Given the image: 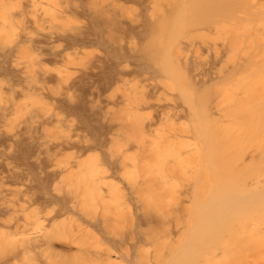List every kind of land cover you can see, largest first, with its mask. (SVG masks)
<instances>
[{
    "label": "bare ground",
    "instance_id": "obj_1",
    "mask_svg": "<svg viewBox=\"0 0 264 264\" xmlns=\"http://www.w3.org/2000/svg\"><path fill=\"white\" fill-rule=\"evenodd\" d=\"M263 83L264 0H0V264L56 261L62 238L86 254L94 231L131 252L163 190L250 175L248 204L211 203H245L225 253L264 264V152L246 149Z\"/></svg>",
    "mask_w": 264,
    "mask_h": 264
},
{
    "label": "rangeland",
    "instance_id": "obj_2",
    "mask_svg": "<svg viewBox=\"0 0 264 264\" xmlns=\"http://www.w3.org/2000/svg\"><path fill=\"white\" fill-rule=\"evenodd\" d=\"M253 44H254V46H253ZM253 44H252V46L256 47L255 43H253ZM257 44H259V42H257ZM259 45L257 46V49H259L261 47V44H259ZM251 50H252V48H251ZM253 50H254V48H253ZM255 77H253V78H255ZM259 77H261V78H259ZM251 78L252 77H250L249 79H251ZM253 78L250 80V82H249V80H247V82H249L250 85L252 84L254 86L255 83H256V85H262V82H260V81H259V83H257L258 80H261L263 78L262 76L256 77L257 80H256V78H255V80L257 82H255V83H252V82H254ZM253 86H249L250 87L249 90ZM253 88H255V87H253ZM257 89H259V88H257ZM257 89H255V90L253 89V91L256 92ZM263 89H264V87H262V89H260L261 95H264ZM250 92H252V91H248V93H249L248 98H249V96H251L253 94V93L250 94ZM257 93H255V97H253V99L251 97L249 98V99H252L254 103L255 102L256 103L258 102V103L256 105L254 104L255 107L250 108L251 111L249 109L248 113H251L253 111L256 112V109H257V112L259 111L261 113L260 115L262 117L264 115V110L262 108H260V106L264 102L261 99H264V98H262L263 96H261V99L259 97H256ZM258 108H260V110H258ZM259 112L255 115L256 116L259 115ZM247 115H249V114H247ZM251 116H252V114H251ZM256 116L253 117V119H255ZM250 119H251V117H250ZM250 119H247L249 121V122H247V123H249V124H247V126L249 125L248 128L250 131L248 130L246 132H251V134L250 135L248 134L249 135L248 138L246 137V142H247L246 143L247 144L246 149H249V151L251 150V152H253V153H262L261 150H263V152H264V133H263L264 129H262V128H264V126L262 124H260L262 122H258L262 119H260V116H259V118L257 116V119H256L257 123L255 121L252 123L253 125L255 124L254 127H253V125H252V127L250 126V124H251ZM261 126H263V127H261ZM260 129H262V130H260ZM252 131H253V133H252ZM249 137H251L252 139ZM249 151H247V152H249ZM122 173L123 172L121 171L120 176L123 175ZM258 178H260L259 175H256V176L250 175V178L248 176L247 178H245L246 180L241 182L244 185L240 183V185L239 184H238V186L236 185L237 187H234V188H233V186H232V188L230 187L231 189L226 188V186H225L223 188V190H221L222 188L219 190L220 187L217 188L214 185H212V186H209V188H208L204 185L202 188L196 187V188L184 189V190H173V189L163 190L165 193L161 196L153 197L149 203V206H148L149 211H151V213H152V211H153V213L154 212L156 213L157 220H155V221L150 220L147 224H145V228L149 234H148L146 239L142 240L143 242H137L136 246H134L133 248L130 249L131 252H123L120 249L111 250L110 252H102L100 247L103 246V243H106L105 237L103 235L104 233L100 232V231H94V233L91 234L85 240V242L87 243L86 244L87 248H88V250H86L87 251L86 254L81 253V252H85L84 250L79 251L77 249L76 245L78 243H71L70 242L71 240H67L66 238H62V240H60L61 242H60L59 246L63 247V249H62L63 251L61 253H59V255H57V256L55 255L56 261H53L50 263H45L41 259L28 258V259H25L24 261L20 260V262L18 264H194V262H195V264L196 263L198 264V262H196L197 259H198L199 263L204 262L203 264H220V263L221 264H223V263L224 264H240V263L246 264V262L244 260H239V262L238 261L234 262L233 261L234 258H233V256H231L233 251L231 252V255H229V256H231V258L227 257V255L225 253L227 251H225L224 247H226L225 246L227 244L226 242H229L228 238H230L229 236L231 235L230 234L231 230L229 231V229L227 227L233 228L234 226L238 225L237 224L238 222L239 223L242 222L241 220H243V218H244L242 216L245 213H244V211H243V213H242V211L240 212L239 209L240 208L242 209V207L245 206L244 204L248 202V199H250L249 197L251 195V192L253 193L254 191L256 192L260 189V187L257 184H255L256 180ZM251 184H253V185H251ZM255 187H257V188H255ZM214 188H216V189L214 190ZM225 188H226V190L227 189H229V190L224 191ZM217 189L219 191L216 193ZM155 191H157V190H153L152 192H155ZM212 191H215L216 194ZM220 191H223V193L224 192H226V193L223 194ZM220 193L222 194V196L220 195ZM231 193L234 196V198L232 197ZM209 194H211V195H209ZM225 194L229 200H230V198H232L234 201L240 200L239 201L240 203H242V202H245V203L243 205L241 204L242 205L241 206L240 203H237V202L234 203L233 202L235 204L234 205V204H231L232 202L230 201L231 203L229 204V203H227L229 201H228L227 197L225 196L226 198H224V200L225 199L227 200V202H226V200L224 201L226 208H225L224 204H221V202H223V201H221V202L218 201V202H219V204L224 206L226 211H225V209H223V207H221V205H218V202H214V204L217 203L216 207L218 209L217 212H219L218 213L219 215L214 214L213 212L215 210H213V209L210 210L211 209L210 207L213 208V205H214L211 202L216 201V199H218L219 197H220V199L223 198ZM228 194L231 196L230 198H229ZM216 195H218L219 197L217 196V198H214V196H216ZM211 196H213V197H211ZM241 196H242V198L240 199ZM237 197H238V199H237ZM211 198H213L214 200H212ZM227 207H230V208H227ZM237 207H238V209H237ZM243 208L246 209L247 207H243ZM203 209H204V211L206 209V211H205L206 213H210V211H212V212L210 214H206V213H203L204 212ZM214 209H216L215 206H214ZM219 209H220V211H219ZM244 209H242V210H244ZM200 210L202 212H199ZM222 210H224L225 213L228 212L227 210H230V211L233 210L232 211L233 213L230 211L228 212V213H231L230 215H228L229 218H231L230 221H229L228 217L226 218L224 216L225 214H221ZM234 210H235V212H234ZM246 210H245V212H246ZM198 212H199V214H198ZM201 213H202V215L205 214L204 216L210 215L211 221L213 220L210 224L213 223L215 225V222H216L217 223L216 225L221 229H218L217 226L214 228L213 227L214 225L210 226V224H209V226L212 227V228H210L208 226L207 219L202 215H201L202 217L199 216V218L200 217L202 218V219H200L201 222L198 221L197 223H195L197 220H199L197 216L200 215ZM215 213H216V211H215ZM228 213H226V215ZM232 215H234L233 219H232ZM204 218H205V220H204ZM224 219H225V221H224ZM202 220H203V223H202ZM208 220H210V218H208ZM217 220L221 225H219ZM226 220H227V222H226ZM204 221H206V222L204 223ZM208 222H210V221H208ZM195 224H198V225L195 226ZM206 225L208 228H210L213 231L208 229L209 230V232H208ZM195 227L196 228L201 227V228H203V230L206 229L208 234H204L207 232H205L206 230L205 231L202 230L203 234L202 233L199 234V235H201L202 238L200 236H196L195 234L192 233L193 229H195ZM191 228H192V230H191ZM216 230H219L220 232L219 231L218 232L221 235V239H220V241L219 240L218 241L219 242L222 241V242L219 244H218L217 239H215V237H217L219 234L218 232H217L218 234L216 233ZM120 231L121 230L119 228L114 227L109 234L118 237ZM210 232H212V233H210ZM214 232L216 233L215 236L212 235V234H214ZM222 234H225V235H222ZM210 235H212V236H210ZM223 236H224V238H222ZM198 237H200V238H198ZM194 238L196 239V241ZM223 239L225 241L227 239L228 240L225 243H223ZM192 240H194V241H192ZM61 243H71V246L66 247L67 245H62ZM190 243H192V245ZM187 245L190 247V249H192V250L188 249V251L190 250L191 253L190 252L187 253V250H186ZM195 257H196V260L194 261ZM199 257H201L200 260L202 262L199 260ZM189 258H190V260H188ZM189 261H192V262L194 261V262L189 263ZM217 261H219V262H217Z\"/></svg>",
    "mask_w": 264,
    "mask_h": 264
}]
</instances>
